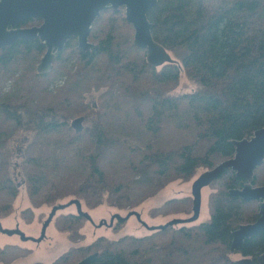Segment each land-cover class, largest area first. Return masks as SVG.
I'll use <instances>...</instances> for the list:
<instances>
[{"label": "trees", "instance_id": "1", "mask_svg": "<svg viewBox=\"0 0 264 264\" xmlns=\"http://www.w3.org/2000/svg\"><path fill=\"white\" fill-rule=\"evenodd\" d=\"M104 13L119 15L120 9ZM148 18L153 24L154 39L176 53L200 90L176 98L147 92L151 115L140 121L148 135L141 138L145 148L135 152L131 141L138 138L120 136L117 128L134 134L136 119L115 117L116 128L103 111L82 133L73 130L71 114L61 113L64 109L73 111L76 90L59 107L45 103L43 98L37 101L40 95L37 90L27 91L19 104L5 98L7 102L0 103V214L11 213L13 200L22 187L27 189L35 207L54 206L72 197L90 209L108 204L131 211L170 182L179 178L189 180L198 168L211 169L221 159L232 158L235 154L232 141L251 138L255 131L264 128V0H158ZM97 20L92 29L97 30ZM117 35L118 29H113L105 40L93 43L90 51H79L89 68L99 66L101 57L113 66V80L117 84L110 86L109 101L102 96L103 108L105 104H114L121 95L135 97L136 82L166 85L179 80L177 64L165 65L157 71L147 63L146 56L125 62L123 52L114 50ZM75 48L77 40L73 38L66 49ZM45 51L39 40L17 42L0 51V69L9 70L27 60L35 62ZM63 54L57 60H62ZM86 78L81 81L86 82ZM111 82V78L105 81L109 85ZM84 110L85 107L81 112ZM167 115L185 119V129H197L198 140L170 147L174 142L167 143L169 138L159 136L163 124L160 120ZM141 117L142 114L138 118ZM16 131L27 136L21 153L9 142ZM201 144H205L204 150L197 153ZM18 155L21 163L16 165L14 159ZM15 165L22 176L20 182L14 179ZM261 167L255 172L254 185ZM225 177L224 190L210 199L209 221L173 234H165L166 229L142 238L125 236L110 241L100 237L77 252H84V256L90 250L92 253L88 255L99 253L91 264H236L228 257L232 234L247 221L243 209L251 203L229 195L230 189L243 187L245 180L227 170L215 182ZM154 210L152 217L161 214L162 207ZM257 218L258 215L254 219ZM238 252L251 257L253 264H262L264 230L246 241ZM71 255L54 264L70 262Z\"/></svg>", "mask_w": 264, "mask_h": 264}, {"label": "rangeland", "instance_id": "2", "mask_svg": "<svg viewBox=\"0 0 264 264\" xmlns=\"http://www.w3.org/2000/svg\"><path fill=\"white\" fill-rule=\"evenodd\" d=\"M98 20L95 25L97 30L95 28L92 29V36L90 37L91 43L99 44L107 38L111 30L118 29V39L115 42L114 50H121L123 52L122 56H124L125 62L146 56L145 50L143 51L133 45L135 31L132 25H128L129 23L126 21L124 7L120 8L119 15L104 13ZM38 25V21L32 20L24 24L23 27ZM79 51L78 44L75 49H66L62 60H57L54 63L53 70L48 73L47 77L41 76L37 71V67L45 52L38 55L37 61L35 62L27 60L25 63L10 68L9 70L0 69V103L6 101L7 99L5 98H9L8 100H11L13 103H22V98L27 91L37 90L36 92L40 94L37 95V101H39V99H44L45 103H50L56 107L65 101L66 98L68 99L71 92L74 93L76 90L78 93L76 97V106L72 108L73 111L64 109L61 114H71L70 122L84 116L86 118L84 122L85 128L91 127L92 121L99 119L103 111L111 118L116 128L118 124L113 120L115 117H120L126 121L136 119L138 125L132 130L135 132L134 134L128 130L117 128V132L120 136L132 135L138 138V141H131V146L135 152L137 149L145 148L143 139L141 138H145V136L148 135L145 126L140 121H146L151 115V106L148 104L149 93L147 92H161L164 96L176 98L200 90L199 84L187 75L176 53L170 51L172 57L177 60V66L180 68V77L175 84L150 85L147 82H136L137 94L135 97L132 95L130 99L121 95L114 104L113 102L110 103V106L105 104L103 108L102 96H104L105 100L109 101L110 86L112 85L114 87L117 84V82L113 80V66L108 62L107 58L101 57V64L99 66L96 65L93 66L94 68H89L87 65L88 63L81 60ZM161 68L162 67L157 68V71H160ZM86 72H88L89 75H87ZM82 77H88L86 78V82L81 81ZM109 78L112 79L110 85L109 83H105ZM144 92L145 95L142 97L141 93ZM83 107H85V110L81 112ZM141 114L142 117L139 119L138 117H140ZM161 122H163V124H160L159 136L169 138L166 140L167 143L171 144L174 142L170 147H176L177 144H194L195 141L198 140L196 139L198 130L195 128L186 130L187 124H185V119L168 116L160 120V123ZM119 130L121 133H119ZM26 137L25 133L16 131L13 138L9 141L10 145L17 148L18 153H21V149L25 145ZM160 140L164 141L163 139ZM204 146L205 144H201L197 153L203 151ZM223 161L224 159H221L216 162L215 166ZM14 163L16 165L21 163L19 155L14 159ZM16 165L13 171L14 179L16 182H20L22 176ZM208 170L210 169L201 167L197 169L195 175L189 180L179 178L170 182L163 190L154 196V198L152 197L150 203H145L149 201L148 199L134 210L140 212L142 220L153 227L165 225L174 219H190L193 216L192 185L200 175ZM225 179L227 178L220 179L202 190V209L198 220L170 227L165 234L177 233L184 227H195L209 221L212 214L211 206L209 205L210 199L218 191L224 190L223 185H225ZM263 185L264 165L258 170L255 182V186ZM71 199L74 198H66L60 201V203H67ZM160 207H162L160 211L161 214L152 217L155 211L154 209ZM52 208L53 205L47 204L35 207L28 196L27 189L22 187L18 196L13 200L11 213L8 215L0 214V222H2L5 228L15 229L19 227L27 236L38 239L41 238L43 224L48 219ZM83 210L91 215L94 223L82 217H80L81 219L79 221L74 220L73 217L77 216L76 207H68L57 213L47 230L46 237L41 242H24L18 235L8 236L0 232V264H54L61 257L69 253L73 254L71 255L70 262L74 258L71 264H77L89 253H92L90 250L89 253L84 256V252L79 253L77 250L90 247L100 237H105L110 241H117L125 236L142 238L146 236H155L160 232L157 230H149L143 226L135 216L125 223H118L115 221L113 226H110V221L114 214L119 213L122 216H126L129 211L119 210L108 204L90 209L83 202ZM243 211H245L244 218L247 220L243 222V224L254 223L256 221L254 218L259 214V205L257 202H252L244 207ZM104 222L107 223L104 224ZM61 228H63V230H61ZM163 235L164 234L159 233V236ZM2 249L4 251H2ZM228 257L231 262H236L247 256H243L239 252L231 253L230 251ZM70 262L64 264H70Z\"/></svg>", "mask_w": 264, "mask_h": 264}, {"label": "water", "instance_id": "3", "mask_svg": "<svg viewBox=\"0 0 264 264\" xmlns=\"http://www.w3.org/2000/svg\"><path fill=\"white\" fill-rule=\"evenodd\" d=\"M158 0H0V51L17 42L39 40L46 47V52L37 67L39 74L51 72L55 61L64 53L67 43L75 38L78 48L83 52L90 51L95 45L89 38L93 24L101 14L109 9L125 8L126 21L132 25L135 33L133 45L146 51L147 63L153 68L168 64H177L170 51L158 43L152 34L153 24L148 13L155 8ZM28 20H36L38 26L23 27ZM86 118L79 117L72 121L71 126L77 134L85 129ZM235 154L214 168L206 171L193 183V216L188 220L174 219L157 227H150L142 220L141 213L136 210L126 216L117 213L112 216L110 226L114 222H127L135 216L139 222L151 231L166 230L182 223H190L199 219L202 209V190L210 186L227 170H232L236 177L245 180L242 188H232L229 195L240 198L245 203L257 202L259 217L254 223L240 225L233 232L231 253L243 249L246 241L264 230V185L254 186L256 170L264 164V128L255 131L251 138L232 141ZM75 206L77 215L94 223L91 215L83 210L79 199L67 203H59L52 211L42 227L41 238L27 236L19 227L5 228L0 222V232L8 236L18 235L24 242H41L59 211ZM107 222H104V224ZM102 225V224H101ZM99 256L95 252L83 258L77 264H91ZM264 264V254L260 257ZM236 264H253L251 258H243Z\"/></svg>", "mask_w": 264, "mask_h": 264}, {"label": "crops", "instance_id": "4", "mask_svg": "<svg viewBox=\"0 0 264 264\" xmlns=\"http://www.w3.org/2000/svg\"><path fill=\"white\" fill-rule=\"evenodd\" d=\"M154 198V197H153ZM152 201V198L151 199H149V201H147V202H145V203H150Z\"/></svg>", "mask_w": 264, "mask_h": 264}, {"label": "flooded vegetation", "instance_id": "5", "mask_svg": "<svg viewBox=\"0 0 264 264\" xmlns=\"http://www.w3.org/2000/svg\"><path fill=\"white\" fill-rule=\"evenodd\" d=\"M242 188V187H241ZM259 217V216H258ZM258 219V218H257ZM252 259V258H251ZM262 261V260H261ZM262 264H263V262H262Z\"/></svg>", "mask_w": 264, "mask_h": 264}, {"label": "bare ground", "instance_id": "6", "mask_svg": "<svg viewBox=\"0 0 264 264\" xmlns=\"http://www.w3.org/2000/svg\"><path fill=\"white\" fill-rule=\"evenodd\" d=\"M185 115V114H184Z\"/></svg>", "mask_w": 264, "mask_h": 264}]
</instances>
